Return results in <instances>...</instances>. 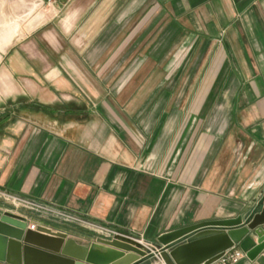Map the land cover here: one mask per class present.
Masks as SVG:
<instances>
[{"label":"crops","instance_id":"1","mask_svg":"<svg viewBox=\"0 0 264 264\" xmlns=\"http://www.w3.org/2000/svg\"><path fill=\"white\" fill-rule=\"evenodd\" d=\"M34 20L0 62V194L83 223L7 201L1 211L81 245L152 250L255 211L264 0H54ZM256 243L251 232L235 247ZM237 264H264V250Z\"/></svg>","mask_w":264,"mask_h":264},{"label":"water","instance_id":"2","mask_svg":"<svg viewBox=\"0 0 264 264\" xmlns=\"http://www.w3.org/2000/svg\"><path fill=\"white\" fill-rule=\"evenodd\" d=\"M263 226L264 193L243 222L239 219L193 226L168 239L159 238L162 247L157 251L162 264H213L253 232L257 243L245 256L254 260L264 250ZM176 239L181 240L169 245ZM144 249L136 240L119 237L81 245L44 225L31 230L23 217L0 210V264H145L154 255Z\"/></svg>","mask_w":264,"mask_h":264},{"label":"rangeland","instance_id":"3","mask_svg":"<svg viewBox=\"0 0 264 264\" xmlns=\"http://www.w3.org/2000/svg\"><path fill=\"white\" fill-rule=\"evenodd\" d=\"M53 3L54 0H0V46L4 47L3 51L0 52V62L2 61V53H6L11 44L19 38L27 36L30 30L36 28L38 23H35L34 18L40 13L47 12ZM32 23L33 25H30ZM0 202L5 203L6 201L1 198ZM5 205L12 206L8 202ZM143 247L146 250L144 245ZM151 252L154 256H159L157 250L153 249ZM152 263L153 259L145 262V264ZM161 263L158 262V264Z\"/></svg>","mask_w":264,"mask_h":264},{"label":"built area","instance_id":"4","mask_svg":"<svg viewBox=\"0 0 264 264\" xmlns=\"http://www.w3.org/2000/svg\"><path fill=\"white\" fill-rule=\"evenodd\" d=\"M50 1V0H49ZM0 196L7 202H9L11 205L17 208H23L35 213H43V212H49L52 213L55 218L58 220H61L66 223H83L80 219L71 216L69 214L63 213V212H57L54 210L47 209L41 205L36 204L33 201L26 200L17 196H12L6 193L0 194ZM31 230L35 229V225H30L28 226ZM101 232L107 234V235H112V233L108 230L101 229ZM142 245H145L143 241L136 240ZM148 247V246H147ZM149 249V248H147ZM245 257V254L238 250L236 247H233L227 251L224 252V254L213 264H237L241 259Z\"/></svg>","mask_w":264,"mask_h":264},{"label":"bare ground","instance_id":"5","mask_svg":"<svg viewBox=\"0 0 264 264\" xmlns=\"http://www.w3.org/2000/svg\"><path fill=\"white\" fill-rule=\"evenodd\" d=\"M162 264V263H161Z\"/></svg>","mask_w":264,"mask_h":264}]
</instances>
